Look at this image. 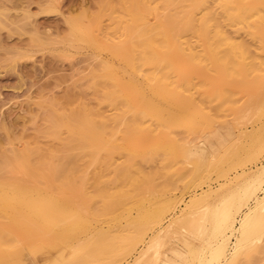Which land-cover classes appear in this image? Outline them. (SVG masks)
<instances>
[{
	"label": "bare ground",
	"instance_id": "bare-ground-1",
	"mask_svg": "<svg viewBox=\"0 0 264 264\" xmlns=\"http://www.w3.org/2000/svg\"><path fill=\"white\" fill-rule=\"evenodd\" d=\"M156 1L155 7L123 2L128 20L120 43L105 44L89 26L70 22L71 41L108 50L123 62L127 80L111 62L102 63L99 76L106 97L126 105L132 117L110 132L90 113L73 111L70 119L53 120L54 129L65 126V146L90 151L96 165L101 152L127 159L96 184L97 195L87 193L86 178L77 183L73 154L47 164L15 154L14 166H0V264H28L26 255L47 245L70 254L41 264H254L264 255V0H182L179 12L166 14L178 4ZM213 70L219 83L212 96L236 116L222 121L223 132L195 95L205 93V82L194 79ZM241 86L247 96L236 106L231 97ZM175 127L187 135L178 136ZM156 160L161 169L143 168ZM58 177L63 180L56 184ZM171 233L169 253L163 252Z\"/></svg>",
	"mask_w": 264,
	"mask_h": 264
},
{
	"label": "rangeland",
	"instance_id": "rangeland-1",
	"mask_svg": "<svg viewBox=\"0 0 264 264\" xmlns=\"http://www.w3.org/2000/svg\"><path fill=\"white\" fill-rule=\"evenodd\" d=\"M124 1L0 0V166L7 163L14 166L16 163H13L11 158L15 154L24 155L34 163L41 159L45 164L51 163L55 158L62 159L65 155L73 154L79 159V168L76 170L77 183L80 184L86 178L87 193L97 195L96 188L99 185L96 184L111 178L113 167L127 159V155L123 157L115 154L110 160L107 153L101 152V164L96 165L94 154L90 151L77 145L65 146V142L68 143L67 128L61 126L54 129L52 123L57 118L70 119L77 111L81 114L90 113L96 121H104L111 132L122 130L123 123L131 119L132 114L126 105L106 97V82L99 76L102 63L111 62L117 67L120 78L127 80L128 75L123 72V62L108 50L96 49L84 41L70 40V22L75 20L84 29L88 28L84 27L85 25L89 26L93 37L105 44L122 42L125 38L124 23L128 20L121 8ZM139 1L149 3L153 7L159 4L156 0ZM174 1L178 4L177 7L162 8L161 12L163 9L164 14L179 12V3L182 0ZM210 4L226 28L233 29V24L224 19L215 2L210 1ZM148 18L149 23L155 22L153 15ZM241 32L254 49L256 43L244 33V29ZM187 39L192 44L196 43V37L192 33L187 35ZM194 82H201L202 85L205 82V93L201 94L202 96L200 93L195 95L215 117L216 130L223 132L225 129L222 128V121L234 120L236 116L228 111L227 103L212 96L219 83L217 71H210L209 75L203 78H195ZM246 91L247 88L242 86L241 89L236 88L231 97V104L242 105L247 96ZM207 94L211 98L205 99ZM52 125L53 127H50ZM173 131L178 136L187 135L182 127H175ZM142 166L145 170H158L162 164L156 160L152 165L142 163ZM96 173H99L100 177L95 181ZM9 174L11 176L14 173ZM164 177V171L160 170L158 180L163 181ZM62 180L58 177L55 183ZM38 182L43 186L46 184L42 178H39ZM3 223L5 220L1 219L0 226ZM15 234L16 240L22 239L18 232ZM172 234L166 237L167 244L163 246V252L169 253ZM32 240L35 238L26 239L27 242ZM193 241L198 243L199 239L194 238ZM69 254V248L47 245L36 256L27 254L26 261L28 264H41L47 259ZM254 260V264H264V255H256Z\"/></svg>",
	"mask_w": 264,
	"mask_h": 264
}]
</instances>
